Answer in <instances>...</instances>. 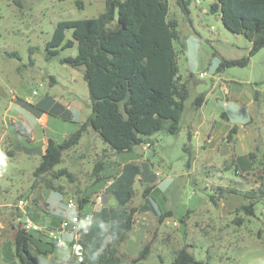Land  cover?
I'll list each match as a JSON object with an SVG mask.
<instances>
[{"label":"rangeland","instance_id":"obj_1","mask_svg":"<svg viewBox=\"0 0 264 264\" xmlns=\"http://www.w3.org/2000/svg\"><path fill=\"white\" fill-rule=\"evenodd\" d=\"M213 1L192 0L189 14H185L176 0H169V16L178 19L180 40L185 45L178 57L179 74L183 79L191 76L190 95L179 131L170 134L160 130L149 136L155 146L147 154L160 170L157 177L162 181L150 190L147 186L154 180H135L128 206L138 209L136 224L121 246L124 252L119 253V264H132L148 242L147 257L133 264H172L175 251L181 247L208 264H264V48L248 55L247 38L229 31L220 16L209 11ZM103 9L104 0H0V200L11 201L1 207V215H6L7 209L9 213L15 211L18 199L34 183L33 172L40 161L38 153L24 150L39 144H30L25 136L18 135L20 123L12 122L19 116L35 115L25 103L39 104L48 95L65 107L71 105L69 119L49 117L46 131L58 140L74 132L91 112L83 67L60 61L77 53L76 44L47 60L46 42L58 21L95 17ZM107 28L119 29L116 17ZM65 34L71 38V30ZM174 44L178 46L177 41ZM242 57L247 59L243 66L216 69L222 59ZM200 72L203 77H199ZM193 76L199 81L194 83ZM199 93L205 94V102L195 108L192 100ZM233 125L238 131L228 141ZM253 138L254 163L249 157ZM189 144L192 147L185 150ZM112 155L109 146L89 127L54 166L55 170L67 168L74 180L62 176L52 181L76 201L81 196L94 198L100 191L92 177L95 163L111 162ZM129 155L115 156L123 159ZM189 158L190 165L186 166ZM140 167L143 176V165ZM259 174L263 178H258ZM108 175L106 172L103 188L112 183ZM44 177L51 178L50 174ZM220 185L238 191L220 196L216 190ZM60 190L42 189L40 197L49 203L48 210L43 205H31L20 220L28 216L41 228L57 232L62 218L71 215ZM250 201L256 202L254 215L240 207ZM149 205L156 211L165 210L167 205L173 216H163L159 221L157 213L146 208ZM14 214L18 215L16 211ZM36 232L30 231L32 235ZM12 238L0 234V264L12 256ZM55 249L66 253L64 247Z\"/></svg>","mask_w":264,"mask_h":264},{"label":"trees","instance_id":"obj_2","mask_svg":"<svg viewBox=\"0 0 264 264\" xmlns=\"http://www.w3.org/2000/svg\"><path fill=\"white\" fill-rule=\"evenodd\" d=\"M176 1L179 8L189 14L188 6L192 0ZM169 10V0H104L103 11L95 17L64 19L56 23L45 45V57L50 60L61 50L76 44L77 53L64 56L60 61L72 67H83L91 112L74 132L62 140L48 139L33 172L34 184L45 179L47 174H50L51 182L62 176L68 177L70 181L74 179L73 173L67 168L55 170L54 166L63 160V153L73 148L89 127L115 152L128 151L137 144L146 143L150 135L160 130L170 134L179 131L185 102L190 95L191 76L183 79L179 74L178 57L185 45L180 40L178 19L169 16ZM209 11L218 14L229 31L247 38L250 42L248 55L264 48V0H214L209 5ZM115 17L119 29L108 30L107 25ZM67 30H71V38H66ZM175 41L178 46H175ZM246 63V57L222 59L216 69L222 70L230 65L243 66ZM42 99L39 104L26 102L24 106L35 113L47 106L50 107V114L70 118L65 106L48 95ZM43 102L45 107H42ZM204 102L205 94L199 93L192 100V105L199 108ZM237 130L236 125L231 127L228 141L232 140ZM184 149L188 150L187 145ZM24 150L41 152L38 147ZM255 150H259V147L256 146ZM249 157L254 163L255 151H251ZM262 165L264 171V162ZM103 166V160L95 163L92 171L95 181L104 177ZM258 178H263V175L259 174ZM216 190L220 196L238 191L221 185ZM121 192L125 194V201L132 194L130 187ZM116 197L119 202L124 201L118 192ZM77 201L82 207L89 201V196L79 197ZM255 204V201H250L241 203L240 207L254 215ZM133 213L134 209H131L126 215L122 239L133 223ZM163 216L160 215V218ZM32 237L30 232L21 227V223L13 230L14 255L19 264H40L32 251L35 248ZM98 244L102 246L103 242ZM52 246L56 247V244L52 243ZM149 251L148 242L132 259V264L145 259ZM108 257L107 262L97 264H117L120 261L114 253ZM172 264L208 263L197 260L186 247H181L175 251Z\"/></svg>","mask_w":264,"mask_h":264},{"label":"crops","instance_id":"obj_3","mask_svg":"<svg viewBox=\"0 0 264 264\" xmlns=\"http://www.w3.org/2000/svg\"><path fill=\"white\" fill-rule=\"evenodd\" d=\"M201 8L203 12H206L207 10L206 8L203 7ZM46 107L43 108V110L40 111L39 113H35L33 117L31 116L30 118L29 117L23 118L22 116H19L12 120L13 123L17 121L20 123L19 125L21 126L20 128L16 125L17 126L16 131L21 132V134L19 133L18 135L25 136L30 144H39V146L36 147L40 148L41 150L40 153L38 152L40 156L43 153L49 138L54 139L56 141H60L50 136L46 131V127L49 122V117L52 116V114L49 113L50 107L47 108ZM70 107L71 105H67L65 108L69 109ZM20 117H22V119ZM85 119L81 120V122L85 121ZM180 125H181V119H180ZM191 134L192 132L189 130V138L191 137ZM209 136L210 134L208 133L206 138H208ZM251 142H252L251 151H253V146L255 143L254 138L251 139ZM152 146L154 147L155 143L152 139L149 138L148 142L146 143L142 142L140 144H137L133 146L131 150L128 151L115 152L112 150L113 152V155L111 156L112 161L110 162L109 160H107L106 163V160H104V166L102 170L104 177L96 181L98 183V188L100 191H97V193L95 194L102 193L103 196L101 205L97 204L94 201L95 197L94 198L89 197V201L86 204H84V206L80 207L79 202L76 201L74 198L70 197L69 193L62 190V188L59 187L57 183L53 181L51 182L47 178L42 179L35 184L32 183L28 187L29 190L27 189L26 191H24V195L20 197L26 200V205L24 206V208L20 210L16 208V206H14L15 211L18 213L17 216L14 214L15 211L13 212L10 211L9 213L8 209L6 215H1L3 213L0 210L1 237H3L4 234L13 237L14 228L17 226L18 223L22 222V219L20 220V216L24 215L25 212L28 213L29 207L31 205H35V206L43 205L44 208L48 210L49 203L46 200L41 199L40 197L41 196L40 191L42 189H48L49 187L52 189L59 188L61 189L60 192L62 195V201H64L65 205L68 200H73L78 205V209L80 212L90 214V220L86 224H83L80 227L79 242L82 244L84 249V260L81 264H97L101 261L107 262L110 253H114V256H117L121 261L119 253L124 252L121 251V249H124L121 246L126 241L128 233L134 229V226L136 224L135 214L138 211V209L134 206L132 207L128 206L130 203L129 201L133 197V185L135 180L137 179L140 180L143 178H145V180L150 182L154 180L155 185L151 184L147 186V188L150 190L154 188L159 182L162 181L159 180L158 178L159 176L157 177V175L160 174V170L157 168L156 164L150 159V156H148L147 154V151L149 152V149L153 148ZM136 147H138V149H136ZM190 147H192L191 144H189V146L187 145L188 150ZM30 149H33V147H31ZM124 152L127 153L130 152V155L123 159H117L115 155ZM140 164L143 165V174H144L143 176H142V168L140 167ZM189 165H190V158L186 166ZM107 170L110 171L108 172ZM106 172L110 173V175L112 176V183L106 189H104L103 181ZM110 175H108L107 177L108 178L111 177ZM129 187L132 190V194L130 198H128L125 201V194H123L121 190H126ZM116 192L122 194V198H123L122 200H124L123 202H119L118 198L116 197ZM10 203L11 201L8 202L7 199L2 198V200H0V209H2L1 207L8 206ZM146 208L153 209V212L155 214L157 213L158 215L157 217L159 221L161 220V218L159 217L160 215L169 216V217L173 216V212L170 211L167 205L165 206V210L162 209L159 211H156L154 208L151 207V205H149V207L146 206ZM131 209H134V213L132 217L133 223L131 224L130 229L127 232H125L124 238L122 239V233L124 231V227L126 223L125 218L127 213L131 212ZM166 213H168V215ZM71 214H72V210H71ZM7 215L8 216L11 215V217H8ZM15 217L17 218L16 222H15ZM25 217L29 218L28 216ZM29 219L32 220L31 218ZM42 232L43 231L36 232L33 234L32 237L35 246V248L32 251L40 264H62L64 261L70 259L72 255V250L70 248L69 243L65 246L56 245V247H53L52 246L53 242L48 238L46 231H44L43 233ZM57 233L60 237H62L65 240H69L71 238L70 233L67 230L61 228L60 224ZM101 242H103V244L102 246H99L98 243ZM57 247L66 248L64 249L66 250V253L62 254L61 252L57 251V249H55ZM11 250H12V256L8 259H5V264H19L16 256L14 255L13 244ZM125 253L128 254L127 252ZM40 256H43V258H40ZM120 261L117 264H119Z\"/></svg>","mask_w":264,"mask_h":264},{"label":"built area","instance_id":"obj_4","mask_svg":"<svg viewBox=\"0 0 264 264\" xmlns=\"http://www.w3.org/2000/svg\"><path fill=\"white\" fill-rule=\"evenodd\" d=\"M199 2V0H195ZM204 73L200 72L199 77H203ZM111 181H108L110 184ZM109 186V185H108ZM104 189H106L108 187ZM103 200L102 194H97L94 198V201L101 205ZM26 205V200L23 198L18 199L15 206L16 208L22 210ZM66 207L72 210V214L68 217H63L60 226L61 228L67 230L71 238L69 240H65L58 235V233L54 230L41 228L37 223L33 222L29 218H26L21 222V227L27 232L30 231H46L49 239L55 243L57 246H65L69 243L70 248L72 250V255L69 260L64 261L62 264H81L84 260V249L82 244L79 242L80 238V227L83 224H86L90 220V214L82 213L78 209V205L73 200H68L66 202Z\"/></svg>","mask_w":264,"mask_h":264},{"label":"water","instance_id":"obj_5","mask_svg":"<svg viewBox=\"0 0 264 264\" xmlns=\"http://www.w3.org/2000/svg\"><path fill=\"white\" fill-rule=\"evenodd\" d=\"M199 80L196 78V76H193V82L196 83L198 82Z\"/></svg>","mask_w":264,"mask_h":264}]
</instances>
